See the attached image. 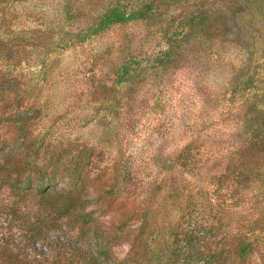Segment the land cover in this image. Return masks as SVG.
I'll return each instance as SVG.
<instances>
[{"label":"rangeland","instance_id":"374dc122","mask_svg":"<svg viewBox=\"0 0 264 264\" xmlns=\"http://www.w3.org/2000/svg\"><path fill=\"white\" fill-rule=\"evenodd\" d=\"M117 1L153 6L93 31ZM64 2L0 0V36L28 42L6 63L34 87L32 126L123 172L114 213L131 218L114 255L144 236L160 264H209L231 246L233 264H264V0H71L75 18ZM95 182L89 207L116 230Z\"/></svg>","mask_w":264,"mask_h":264},{"label":"trees","instance_id":"16d2710c","mask_svg":"<svg viewBox=\"0 0 264 264\" xmlns=\"http://www.w3.org/2000/svg\"><path fill=\"white\" fill-rule=\"evenodd\" d=\"M70 2L65 0L63 10L75 18ZM124 6L121 1L109 6L91 24L93 31L145 18L153 2L137 8ZM27 43L0 36V113L11 115L8 122L0 117V193L8 188L13 197L9 202L0 198V264H160L162 254L144 236L135 240L126 258L119 259L112 252L120 243L119 231L131 218L114 213V208L127 202L116 189L123 172L115 166L110 174V164H99L95 170V146L56 142L32 126L35 113L41 110L31 99L34 87L10 66H16L14 57ZM6 60H11L9 65ZM94 178L97 197L110 208L116 230L105 227L89 207L94 200L90 190ZM106 178L113 190L106 187ZM247 242L239 243L242 251ZM188 245L194 247L189 241ZM234 249L231 246L225 255L223 250L211 252L209 264H233Z\"/></svg>","mask_w":264,"mask_h":264}]
</instances>
